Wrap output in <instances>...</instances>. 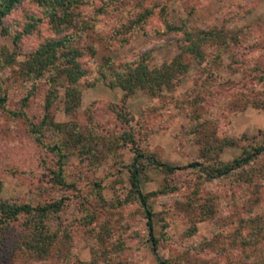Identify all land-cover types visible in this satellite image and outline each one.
<instances>
[{"label": "rangeland", "instance_id": "obj_1", "mask_svg": "<svg viewBox=\"0 0 264 264\" xmlns=\"http://www.w3.org/2000/svg\"><path fill=\"white\" fill-rule=\"evenodd\" d=\"M84 2L74 9L77 22L87 21L93 8L106 0ZM159 2L165 8L167 20L176 26L203 30L215 27L235 38L234 44L230 43L224 51L219 52L218 47L206 50L210 82L208 91L202 95L204 108L213 113L212 117H218L217 124L229 125L225 134L231 136L235 145L225 148L218 158L223 163L232 162L241 156L244 142L264 143V82L259 80L264 77V0H118L121 6L117 10L106 9V14L90 29L80 33L82 47L78 48L84 51L92 46L94 55H83L80 60L87 75L80 80L79 110L67 115L61 109L64 107V88L60 85L65 83L61 80L56 87L58 97L52 109L54 122L77 124L89 134L88 137L106 141L130 135L134 143H122L116 158L111 157L97 166L78 152L71 153L64 161V186L55 184L53 179L56 158L30 137L25 118H15L8 113L23 110L30 122L38 123L42 119L47 80L28 81L19 74V68L46 39L55 37L54 31L47 19H41L37 29L22 36L14 45L11 34L21 30L29 17L42 18L30 0H24L0 25V88L7 95L6 109H0V200L33 206L60 201V220L52 221L50 226L55 231L64 228L70 237L68 248L77 254L82 264H107L108 259L109 264H158L157 258L169 260L171 264L213 261L223 264L225 256L204 242H214L215 229L226 226L220 217L197 221L200 215L196 206L206 198L215 199L223 190H230L232 194L252 191L251 185L234 186L232 176L211 180L200 176L193 188H183L174 181V189L169 188L168 193L152 196L149 200L155 214L153 234L160 239L155 251L137 204L121 202L131 189L129 167L136 148L151 154L157 161L153 165L138 166L144 194L156 192L165 185L164 166L172 167L183 180L191 170V163L199 162L200 158L201 145L189 134V113L196 87L207 79L200 76L201 69L195 61L171 89H164L157 97L138 90L124 98L121 90L94 81L93 69L107 58L120 64L131 61L137 54L149 52L152 62L161 66L178 55L181 35L162 32V11L160 7L155 8ZM143 8L154 9L144 29L129 30L130 21ZM113 27H117L116 34H113ZM3 28L9 29V33ZM7 55L12 58L10 64L6 63ZM213 56L220 58L219 64L211 59ZM236 96L239 101H235ZM234 109L238 111L236 116ZM262 159L263 162L254 164L253 170H259L264 182V156ZM205 167L200 165L203 170ZM261 189L260 196L264 195V184ZM97 191L107 208H98ZM232 208L236 213L238 209L230 207V202L225 204L221 208L223 216L233 213ZM87 213L94 214L93 223L84 220ZM193 224L195 233L185 236ZM232 228L229 226V232ZM93 240L99 242L101 259L96 260L91 255L89 246ZM71 260H68L69 264L78 261L74 257ZM59 262L56 264H64ZM0 264L42 263L17 252L7 259L2 257Z\"/></svg>", "mask_w": 264, "mask_h": 264}, {"label": "trees", "instance_id": "obj_2", "mask_svg": "<svg viewBox=\"0 0 264 264\" xmlns=\"http://www.w3.org/2000/svg\"><path fill=\"white\" fill-rule=\"evenodd\" d=\"M23 1L0 0V25H2L4 18ZM30 2L38 8L42 18L29 17V22L21 30H16L11 34V38L14 45H17L22 36L37 29L41 19H47L52 26L55 37L46 39L29 54V57L20 64L19 68V74L28 81L46 78L48 90L44 98V113L38 123L28 121L23 110L9 111L8 113L15 118H25L27 133L30 137L45 152L56 158V168L52 171L53 179L55 184L64 186L66 185L63 173L64 161L71 153L76 151L82 157L85 156L87 160H90L94 166H97L101 162L111 159V157L116 158L117 149L122 143L125 145L134 143L130 135L120 136L109 141L99 137H88L89 134L87 135L77 124L54 122L52 111L58 97L56 87L61 83V80L65 82L60 85L64 88V107L61 109L67 115L79 110L82 87L80 80L87 75L80 60L83 55H94L92 46L84 48L86 49L84 51H82L83 48H78L82 47L79 42L80 33L90 29L93 23L106 14V9L111 7L112 10H117L121 3H118V0L101 2L99 7L93 8L87 21L77 22L74 9L86 3L84 0H30ZM136 5L139 6V3ZM157 7H160L162 11L160 14L163 25L162 32H173L181 35L182 43L179 46L178 55L170 63L161 66H156L152 62L149 52L137 54L131 61L120 64H115L107 58L93 69L94 81L121 90L124 98L132 96L138 90L149 96L157 97L161 95L164 89H171L188 72L191 62L195 61L201 69L200 76L207 79L204 84L200 83L196 87V96L192 99L189 113L191 121L189 134L194 142L196 141L201 145L200 158L199 162L191 163V170L183 180L179 179L172 167L164 166L165 185L156 192L144 194L141 191L138 166L153 165L157 161L151 154L141 152L136 148L132 165L129 167L131 189L121 202L123 204L127 202L137 204L140 214L145 219L149 241L155 251L160 239L153 234L155 214L149 204L152 196L168 193V189H174L176 183L183 188H193L200 176L204 177L205 180L232 176L234 186L239 188V186L251 185L253 192L241 191L240 194L238 192L232 194L230 190H223L215 199L206 198L204 202L196 206L200 215L197 221L220 217L223 225L226 226L222 229H215L212 240L216 246L211 240L204 243L210 247H215L217 252L219 250L225 256L223 264H264V212L262 213L264 195L260 196L264 182L258 174L259 170L257 172L253 170L254 164L263 162L264 143L250 142L246 144L244 142L240 157L229 163L221 162L218 158L219 154L225 148L235 145V141L231 139V136L225 134L229 129L228 123L225 125L217 124L218 117H212L211 114L213 113L204 108L206 107L205 99L202 97L208 91L210 82L209 76H207L210 61L207 59L206 50L210 47H218L219 52L224 51L225 48L228 49L230 43L234 44L235 38L215 27L203 30L187 28L183 25L176 26L167 20L165 8L160 2L156 4L155 8ZM153 13V8H143L137 11L134 19L130 21V29H128L143 30ZM116 28L113 27V34L117 33L115 32ZM3 29L4 32L9 33V29ZM83 52L86 53L83 54ZM186 57L190 59L186 60ZM6 59V63L10 64L12 58L7 55ZM211 59L219 64L220 58L218 56H213ZM262 73L264 75V71ZM259 80L264 82V77ZM237 97L235 101H239ZM27 101L28 99H26V106ZM6 102L7 95L0 88V109H6ZM114 112L117 113L116 110ZM233 112L234 116L238 114L236 109ZM120 115V113L117 114L118 118L121 117ZM200 165H205L206 170L200 168ZM253 195L256 197L251 198ZM95 201L98 203V208L108 207L98 191L95 193ZM229 202L230 207L238 210L235 213L232 208L233 213L229 216H223L221 208ZM189 206L191 207L192 204ZM61 210L62 203L60 201L33 206L23 202L0 200V260L2 257L7 259L19 252L42 264H56L59 261L69 264L68 260H71V257L78 260L76 264H82L77 254L69 250L67 242L70 237L69 234L65 233L64 228L55 231L50 226L52 221L60 220ZM239 212L244 214H239ZM94 218L93 213H87L84 216V220L88 223H93ZM214 223L219 225L217 221ZM229 226L233 227L231 232L228 230ZM195 229L193 224L185 236H192ZM91 235L92 237L96 236L95 234ZM93 241L92 246H89L91 255L96 260L101 259L103 255L100 254L99 242ZM217 245L219 246L217 247ZM108 261L109 259L106 261L107 264H109ZM157 261L158 264H171L169 260L157 258ZM207 264L221 263L213 261Z\"/></svg>", "mask_w": 264, "mask_h": 264}]
</instances>
